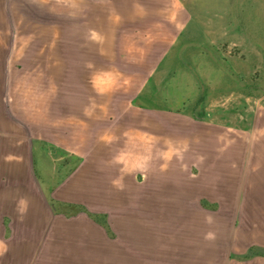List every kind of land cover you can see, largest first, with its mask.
Wrapping results in <instances>:
<instances>
[{
  "label": "crops",
  "instance_id": "1",
  "mask_svg": "<svg viewBox=\"0 0 264 264\" xmlns=\"http://www.w3.org/2000/svg\"><path fill=\"white\" fill-rule=\"evenodd\" d=\"M76 1L100 38L172 25L118 107L39 90L30 114L2 90L0 264H264V0ZM8 39L0 25V87L25 86ZM91 112L113 119L97 138Z\"/></svg>",
  "mask_w": 264,
  "mask_h": 264
},
{
  "label": "rangeland",
  "instance_id": "2",
  "mask_svg": "<svg viewBox=\"0 0 264 264\" xmlns=\"http://www.w3.org/2000/svg\"><path fill=\"white\" fill-rule=\"evenodd\" d=\"M2 3L5 19L0 25L8 30L10 52L13 50L16 57L19 46H25V55L14 64L20 67L24 64L26 70H15L11 75L15 80L24 79L26 83L25 86L0 87V94L2 90L4 93L6 89L12 90L20 109L26 106V112L30 114L33 113V99L28 97L39 90L43 95H49L54 91L60 94L72 89L75 97L89 96L91 105L99 97L107 106L124 104L139 88L156 57L152 53L155 49L151 39L155 26L172 25L153 22L101 24L102 29L111 26L113 32L110 38H100L94 30V27L98 28L97 23L82 22V15L88 14V7L83 12L80 1L2 0ZM159 9L162 10L155 8L153 14L162 13ZM227 50L233 55L238 54L235 45H230ZM177 83L171 87L173 92L176 88L181 90L183 85L184 97L191 98L192 80H181V83L178 80ZM136 105L139 106L140 102ZM77 113L73 115L75 125L76 118L81 115ZM112 120L106 115L95 117L91 112V136L97 138V131L113 126ZM19 124L22 125L20 121ZM14 126L16 124H8V127ZM121 140L126 143L129 136L121 135ZM128 189L121 191L128 192ZM74 207L79 209L77 205Z\"/></svg>",
  "mask_w": 264,
  "mask_h": 264
}]
</instances>
